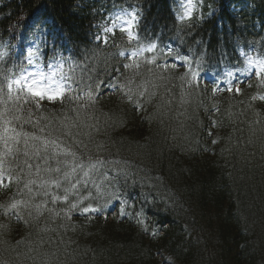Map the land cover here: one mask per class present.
<instances>
[{"label":"trees","instance_id":"trees-1","mask_svg":"<svg viewBox=\"0 0 264 264\" xmlns=\"http://www.w3.org/2000/svg\"><path fill=\"white\" fill-rule=\"evenodd\" d=\"M184 3L0 0V264H264V0Z\"/></svg>","mask_w":264,"mask_h":264},{"label":"snow or ice","instance_id":"snow-or-ice-1","mask_svg":"<svg viewBox=\"0 0 264 264\" xmlns=\"http://www.w3.org/2000/svg\"><path fill=\"white\" fill-rule=\"evenodd\" d=\"M29 55H33V53H29ZM29 63H31V61H29ZM23 71V70H22ZM24 79L23 75H21V78L18 79V80H15L14 83L15 84H21V81ZM35 84V81H33L32 83H29L27 85L28 87V91L29 92H32L33 95H35L36 97H43L45 95V93L43 91H39V90H35L33 88V85ZM9 88L12 87V84H9L8 85ZM115 87V86H114ZM237 92H240L241 89H236ZM63 89H61L60 92L56 93V94H53V95H49L47 98L50 99V100H54V99H57L59 97H62L63 96ZM252 99H257V97H252ZM260 100H264V96H260L259 97ZM5 123H7V121H5ZM49 145H51L53 148H57V149H61V146L59 144H57L55 141H45L44 142V150L47 151L48 150V147ZM61 151L63 152L64 155L66 156H71L73 158L76 157V153L75 152H72L70 149H61ZM99 163V162H98ZM77 167H79L82 171L84 169V165L83 164H77L76 165ZM95 164H90L89 167L90 168H95ZM48 171H56V172H59L60 169L59 168H56V169H48ZM73 172H75V168L72 169ZM88 172L87 171H84V176H88ZM68 175L69 173L68 172H65L64 173V178L65 180H67L68 178ZM10 179V178H9ZM53 183H56V186L57 187H60V183L58 181H53ZM3 184V179L0 178V185ZM73 188L75 187V185L72 186ZM70 190L69 189H65V194L63 195V199L68 202V212L65 213V215H68L72 210H77V211H82L83 213H90V212H98L100 215H104V211H105V208H107V204L101 206L100 208H90V207H83V208H80L77 204L75 203H71L70 199H69V195H68V192ZM61 197H54V199H59ZM117 202L119 201V198L118 197H114ZM11 209H16L17 208V204L13 203L11 204ZM121 216L122 217H127V213L123 211V209H121V212H120ZM138 223H142V221L140 220H137ZM171 264V262H170Z\"/></svg>","mask_w":264,"mask_h":264},{"label":"rangeland","instance_id":"rangeland-1","mask_svg":"<svg viewBox=\"0 0 264 264\" xmlns=\"http://www.w3.org/2000/svg\"><path fill=\"white\" fill-rule=\"evenodd\" d=\"M137 15L134 13H131L129 17H123L120 19H113L107 22L104 31L107 33L113 32L118 27H125L129 28V35L132 34L134 27L137 23ZM46 71L44 68L37 62L34 61L30 66L29 73L24 77V83L27 86L29 83H32L33 81L39 82L43 84L44 82L47 83L49 86L45 87L44 92H54V90L57 89V86H55V79L53 77H49L45 75ZM109 214V213H108ZM114 212L110 213V216H112ZM109 216V217H110ZM170 264V262H169ZM171 264H178L174 261H171Z\"/></svg>","mask_w":264,"mask_h":264}]
</instances>
